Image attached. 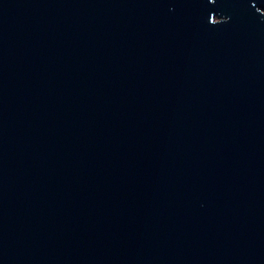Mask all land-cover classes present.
I'll return each instance as SVG.
<instances>
[{"label":"water","instance_id":"obj_1","mask_svg":"<svg viewBox=\"0 0 264 264\" xmlns=\"http://www.w3.org/2000/svg\"><path fill=\"white\" fill-rule=\"evenodd\" d=\"M0 264H264V0H0Z\"/></svg>","mask_w":264,"mask_h":264}]
</instances>
